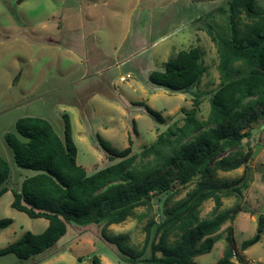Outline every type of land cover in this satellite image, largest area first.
<instances>
[{
    "label": "rangeland",
    "instance_id": "obj_1",
    "mask_svg": "<svg viewBox=\"0 0 264 264\" xmlns=\"http://www.w3.org/2000/svg\"><path fill=\"white\" fill-rule=\"evenodd\" d=\"M225 1L0 0V150L11 170L9 187L19 189L23 179L35 174L16 166L4 141L19 118L45 119L63 138V116L67 115L76 163L89 174L117 162L107 158L99 138L116 150L127 148L132 139L135 165L141 166L146 161L140 158L144 147L168 128L183 125L182 109H195L197 118L207 119L210 97L222 82L217 45L209 31L225 30V15L218 10ZM250 24L240 16L241 29ZM192 47L202 51L205 67L194 88L187 93L171 92L148 81L150 72L162 71L171 57ZM140 102L159 112L166 123H156ZM245 131L250 137L224 155L240 160L260 145L256 157L249 160L252 183L241 201L244 210L222 227L210 253L194 258V264H216L228 249L234 262L241 257L242 264H264V229L257 232L258 218L264 216V116ZM216 166L212 165L209 178L197 176L187 187L174 185L175 192L169 196H151L148 205L134 209L123 223L107 227L106 234L126 235V245L140 251L145 245L144 228L157 219L165 203L171 206L183 199L199 181L233 180L243 171V166L228 172ZM12 200L11 191L0 197V219L12 220L0 229V249L24 232L40 234L48 225L45 219H31L13 209ZM238 202L236 197L223 198L220 210ZM214 206L213 200L204 202L200 217H207ZM102 226L72 224L47 252L28 260L3 255L0 264H92L93 257L100 264H128L117 247L104 240ZM245 241L251 243L241 250ZM144 256H149L148 249Z\"/></svg>",
    "mask_w": 264,
    "mask_h": 264
},
{
    "label": "trees",
    "instance_id": "obj_2",
    "mask_svg": "<svg viewBox=\"0 0 264 264\" xmlns=\"http://www.w3.org/2000/svg\"><path fill=\"white\" fill-rule=\"evenodd\" d=\"M225 15L226 28L213 34L217 45L218 69L222 82L210 97V113L205 120L197 118L195 109L184 113L182 126L168 128L150 146L144 147L141 166L135 165L131 143L123 150L111 148L99 138V144L110 161L117 162L89 174L76 163L77 149L67 115L63 116L61 138L52 124L38 117L19 118L14 131L4 135L17 167L33 171L22 180L19 189H11V170L0 150V197L11 191V207L31 219H45L46 229L40 234L27 231L14 243L0 249V256L12 254L20 260L39 256L67 235L70 226L102 224V237L117 247L128 264H194V258L208 254L218 241L226 223H232L243 211L241 201L252 183L251 152L232 161L226 153L238 148L250 137L245 129L264 116V0H226L218 9ZM251 22L241 29L240 16ZM202 51L198 47L178 52L152 71L148 81L171 92L187 93L204 75ZM195 103L198 105L197 98ZM145 112L158 124L163 116L140 102ZM133 134L136 126L133 122ZM228 172L243 166L240 177L233 180L199 181L185 197L169 206L144 228L145 245L133 251L126 245L127 236H109L107 227L123 223L134 209L149 204L151 196L175 191L174 185L187 187L200 176L209 178L212 165ZM236 197L232 208L220 210L222 199ZM208 200L215 202L207 217H200V207ZM12 224L0 219V229ZM264 229V216H259L257 232ZM251 241L241 244L245 250ZM148 249L149 256L145 251ZM230 249L216 264H242L228 256ZM92 264H100L96 257Z\"/></svg>",
    "mask_w": 264,
    "mask_h": 264
},
{
    "label": "water",
    "instance_id": "obj_3",
    "mask_svg": "<svg viewBox=\"0 0 264 264\" xmlns=\"http://www.w3.org/2000/svg\"><path fill=\"white\" fill-rule=\"evenodd\" d=\"M259 150H260V145L258 144V145H256V148H255V151L252 153V159H254V157H256V155L258 154V152H259ZM250 165H251V163H250ZM231 256V253L229 254V257Z\"/></svg>",
    "mask_w": 264,
    "mask_h": 264
},
{
    "label": "built area",
    "instance_id": "obj_4",
    "mask_svg": "<svg viewBox=\"0 0 264 264\" xmlns=\"http://www.w3.org/2000/svg\"><path fill=\"white\" fill-rule=\"evenodd\" d=\"M127 76H129V75H127ZM120 80H121V81H124V77H121Z\"/></svg>",
    "mask_w": 264,
    "mask_h": 264
},
{
    "label": "crops",
    "instance_id": "obj_5",
    "mask_svg": "<svg viewBox=\"0 0 264 264\" xmlns=\"http://www.w3.org/2000/svg\"><path fill=\"white\" fill-rule=\"evenodd\" d=\"M147 77H148V75H147ZM120 78H121V77H120ZM250 187H251V186H250ZM250 187H249V188H250ZM248 190H249V189H248Z\"/></svg>",
    "mask_w": 264,
    "mask_h": 264
}]
</instances>
